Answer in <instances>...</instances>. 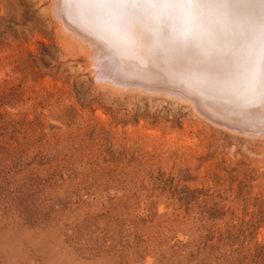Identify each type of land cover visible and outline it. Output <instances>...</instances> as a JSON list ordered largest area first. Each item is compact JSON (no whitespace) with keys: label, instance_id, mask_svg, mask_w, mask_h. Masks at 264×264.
<instances>
[{"label":"rangeland","instance_id":"1","mask_svg":"<svg viewBox=\"0 0 264 264\" xmlns=\"http://www.w3.org/2000/svg\"><path fill=\"white\" fill-rule=\"evenodd\" d=\"M59 1L0 0V264H264V0Z\"/></svg>","mask_w":264,"mask_h":264},{"label":"bare ground","instance_id":"2","mask_svg":"<svg viewBox=\"0 0 264 264\" xmlns=\"http://www.w3.org/2000/svg\"><path fill=\"white\" fill-rule=\"evenodd\" d=\"M59 1V0H58ZM196 1V0H195ZM215 1H218V0H215ZM59 2H61V1H59ZM84 2V1H83ZM176 2H177V0H176ZM191 2V1H190ZM229 2V1H228ZM90 3H91V5L93 6V7H95V9H96V18L95 19H93V21L95 22H93L94 24H96V25H99V24H101L102 23V25L104 26L103 27V29L106 31V32H108L109 33V35L111 34H116L117 33V31L119 30L120 32H123L124 34H126V35H128V36H131V37H134V38H142V39H148V41H149V43H153V45L154 46H156V47H162V44H160L161 43V40L157 37V36H155L154 34H155V29L158 27V26H160V25H157V23H155L154 21L155 20H153L152 19V15H147V17H144V18H141V17H139L138 15H136V13H135V11H133V9H130V8H119V7H115L114 6V3H115V0H111V2H109V0H90ZM155 3V2H154ZM201 3V2H200ZM200 3H198V4H200ZM164 4V3H163ZM162 4V5H163ZM59 5V4H58ZM156 5V4H155ZM165 5V4H164ZM177 5V4H176ZM251 5V4H250ZM60 6V5H59ZM235 6V5H234ZM177 7H179V6H177ZM181 7V6H180ZM62 8V7H61ZM162 8H165L164 6L162 7ZM173 8H174V6H173ZM194 8V7H193ZM193 8H188V9H193ZM197 8V7H196ZM180 9V8H179ZM53 10V9H52ZM165 11V10H164ZM233 11V10H232ZM62 12V11H61ZM151 12V11H150ZM252 12H254V11H252ZM58 13V12H57ZM122 13H126L127 14V16H126V18L124 19V20H118V17L120 16V14H122ZM151 14H156L155 12H153V13H151ZM72 15V14H71ZM154 16V15H153ZM239 16V15H238ZM159 17H161V16H159ZM201 17H203V16H201ZM231 17V16H230ZM65 18H67V17H65ZM73 19V18H72ZM76 20V19H75ZM181 21V20H180ZM61 22V21H60ZM157 22V21H156ZM185 22V21H184ZM161 23V22H160ZM168 23H170V22H168ZM166 25V24H165ZM74 26V25H73ZM82 26V25H81ZM84 26V25H83ZM187 27V24L186 23H183V22H179V23H176V24H169V25H167V30H168V35L166 36L165 35V38H167L169 41H173L174 39H176L177 41H175V42H172V44H175L176 46L177 45H179L178 44V42H179V39L178 38H180L182 41H184V43H187V40H186V38H185V33H186V28ZM197 28V27H196ZM77 29V28H76ZM158 32V31H157ZM214 32V31H213ZM163 33V32H162ZM161 33V34H162ZM198 33V32H197ZM203 34V33H202ZM222 34V33H221ZM238 34V33H237ZM257 34V33H256ZM164 35V34H163ZM220 35V34H219ZM223 35V34H222ZM245 35V34H244ZM247 35V34H246ZM69 36V35H68ZM85 36V35H84ZM199 37V36H198ZM228 37V36H227ZM237 37V36H236ZM73 38V37H72ZM80 38V37H79ZM78 38V39H79ZM240 38V37H239ZM171 39H173V40H171ZM238 39V38H237ZM91 40V39H90ZM204 40V39H203ZM229 40V39H228ZM130 41V40H129ZM92 42H94V41H92ZM131 42V41H130ZM139 42V41H138ZM205 42H207V41H205ZM210 42V41H209ZM82 43V42H81ZM145 43V42H144ZM94 44V43H93ZM131 44V43H130ZM148 44V43H147ZM146 44V45H147ZM135 45V44H134ZM141 45V44H140ZM142 45H144L143 43H142ZM87 46H88V44H87ZM96 46H97V44H96ZM136 46V45H135ZM136 47H138V46H136ZM179 47V46H178ZM239 47V46H238ZM99 48V47H98ZM141 48H145V47H142L141 46ZM96 49H97V47H96ZM142 49V50H143ZM146 49V48H145ZM192 49H194V48H192ZM101 50V49H100ZM247 50H248V52H247V59H248V71H250V72H253V71H255V70H257V69H261L262 68V62L264 61V44H263V42H257V43H255V44H252V46L251 47H248L247 48ZM88 51V50H87ZM95 51V50H94ZM133 51H135V49L133 50ZM141 51V49L139 50V52ZM145 51H148L147 49L145 50ZM150 51V50H149ZM178 51V50H177ZM193 51V50H192ZM197 51V50H196ZM194 52L193 54H192V52L190 53L191 54V57L188 59L189 60V62L190 63H192V65L194 64L195 65V62L198 60V59H200L201 58V55H202V53L201 52ZM200 51H202V50H200ZM234 51H235V49H234ZM93 52V51H92ZM96 52V51H95ZM101 52V51H100ZM156 52H158V50L156 51ZM179 52V51H178ZM99 53V52H98ZM132 53V52H131ZM135 53V52H134ZM133 53V54H134ZM137 53H138V49H137ZM143 53V52H142ZM146 53V52H145ZM144 53V54H145ZM162 53V52H161ZM161 53H160V55H161ZM88 54V53H87ZM151 54V53H150ZM187 54V53H186ZM189 54V53H188ZM238 54V53H237ZM99 55V54H98ZM125 55V54H124ZM139 55H140V53H139ZM153 55V54H152ZM148 56V55H147ZM147 56H145V57H147ZM190 55H188L187 57H189ZM91 57H93V58H91ZM101 57V56H100ZM103 57V56H102ZM101 57V58H102ZM110 57H112V56H109V58ZM132 57V56H131ZM137 57V56H136ZM141 57H143V56H141ZM154 57V56H153ZM162 57V56H161ZM95 57L94 56H90V60L91 59H94ZM98 58V57H97ZM128 58V57H127ZM134 58V57H133ZM148 58V57H147ZM151 58V57H150ZM164 58V57H163ZM119 59H122V58H119ZM131 59V58H130ZM129 59V60H130ZM137 59V58H136ZM139 59V58H138ZM137 59V60H138ZM154 59V58H153ZM165 59V58H164ZM203 59V58H202ZM95 60V59H94ZM94 60H92L93 62H94ZM97 60V59H96ZM95 60V61H96ZM99 61V60H98ZM97 61V62H98ZM111 61V60H110ZM120 61V60H119ZM123 62L122 63H124V60H122ZM131 61V60H130ZM150 61V60H149ZM208 61V60H207ZM91 62V61H90ZM93 62H91V63H93ZM126 62V61H125ZM151 62V61H150ZM149 62V63H150ZM154 62V61H153ZM159 62H161V61H159ZM210 62V61H209ZM120 63V62H119ZM203 63V62H202ZM94 64V63H93ZM96 64V63H95ZM100 63H98V65H99ZM105 64V63H104ZM113 64V63H112ZM134 64V63H133ZM154 63H152V65H153ZM156 64V63H155ZM160 64V63H159ZM171 64V63H170ZM198 64H199V62H198ZM216 64V63H215ZM106 65V64H105ZM137 65V64H136ZM99 66H101V64L99 65ZM111 66V65H110ZM124 66V65H123ZM126 66H128V65H126ZM132 66H134V65H132ZM203 66V65H202ZM205 66V65H204ZM212 66V65H211ZM218 66V65H217ZM216 66V67H217ZM92 67H93V65H92ZM120 67H122V66H120ZM119 67V68H120ZM136 67V66H135ZM166 67V66H165ZM175 67H178V65H176ZM199 67H200V65H199ZM113 68V67H112ZM128 68V67H127ZM126 68V69H127ZM147 69H149L148 67H146ZM209 68V67H208ZM212 68V67H211ZM109 69H111L110 67H109ZM116 69V68H115ZM124 69V68H123ZM123 69H121V70H123ZM140 69H141V67H140ZM152 69V68H151ZM176 69V68H175ZM206 69V68H205ZM217 69H218V67H217ZM237 69V68H236ZM209 70V69H208ZM238 70V69H237ZM114 71V70H113ZM125 71V70H124ZM123 71V72H124ZM131 71V70H130ZM168 71V70H167ZM170 71H171V69H170ZM194 71H195V69H194ZM193 71V72H194ZM200 71V70H199ZM202 71V70H201ZM201 71H200V73H201ZM241 71V70H240ZM101 72H102V70H101ZM122 72V73H123ZM134 72V71H133ZM150 72V71H149ZM205 72V71H204ZM142 73V72H141ZM153 73V72H152ZM184 73V72H183ZM207 73V72H206ZM209 73V72H208ZM207 73V74H208ZM213 73V72H212ZM215 73V72H214ZM97 74V73H96ZM102 74V73H101ZM108 74V73H107ZM118 74V73H117ZM130 74V73H129ZM128 74V75H129ZM155 74V73H154ZM167 74V73H166ZM178 74H180V71H179V73ZM195 75H196V73H194ZM199 74V73H198ZM202 74V73H201ZM236 74V73H235ZM170 75V74H169ZM194 75V76H195ZM200 75V74H199ZM212 74H210V76H211ZM229 75V74H228ZM123 76V75H122ZM121 76V77H122ZM141 76V75H140ZM147 76V75H146ZM180 76V75H179ZM188 76V75H187ZM186 76V77H187ZM203 76H205V75H203ZM214 76V75H213ZM251 76V75H250ZM155 77V76H154ZM185 77V76H184ZM189 77V76H188ZM187 77V78H188ZM196 77H198L197 75H196ZM206 77V76H205ZM209 76H207V78H208ZM220 77V76H219ZM251 77H253V76H251ZM251 77H249V78H251ZM140 78V77H139ZM203 78V77H202ZM246 78H248L247 76H246ZM137 79V78H136ZM142 79H144V78H142ZM186 79V78H185ZM192 79H193V81H194V79H196V78H194V77H192ZM211 79V78H210ZM209 79V80H210ZM254 79V78H253ZM176 80V79H175ZM180 80H181V78H180ZM212 80V79H211ZM215 80V79H214ZM250 80V79H249ZM152 81V80H151ZM184 81V80H183ZM189 81V80H188ZM190 81H191V79H190ZM200 81H201V79H200ZM221 81V80H220ZM231 81V80H230ZM142 82V81H141ZM185 82V81H184ZM187 82V81H186ZM192 82V81H191ZM196 82V81H195ZM194 82V83H195ZM197 82H198V78H197ZM196 82V84H199V83H197ZM209 82V81H208ZM245 82V81H244ZM162 83V82H161ZM189 83V82H188ZM193 83V82H192ZM193 83V84H194ZM206 83H207V81H206ZM226 83H227V80H226ZM231 83H233V82H231ZM246 83V82H245ZM251 83V82H250ZM255 83H257V82H255ZM154 84V83H153ZM190 84V87L191 86H194V85H191V83H189ZM189 84H188V87H189ZM202 84V83H201ZM208 84V83H207ZM210 84H213V83H210ZM221 84V83H220ZM229 84V83H228ZM252 84H253V82H252ZM263 84H264V82H263ZM158 85V84H157ZM214 85V84H213ZM241 85V84H240ZM172 86V85H171ZM187 86V85H186ZM196 86V85H195ZM194 86V87H195ZM199 86V85H198ZM235 86V85H234ZM242 86V85H241ZM240 86V87H241ZM250 86V85H249ZM203 87V86H202ZM218 87V86H217ZM227 87H229V86H227ZM257 87V86H256ZM255 87V88H256ZM193 88V87H192ZM198 88V87H197ZM201 88V87H200ZM246 88V87H245ZM261 88V87H260ZM204 89V88H203ZM226 89V88H225ZM242 89H244L243 87H241V90ZM263 89H264V86H263ZM211 90V89H210ZM226 90H228V89H226ZM225 90V91H226ZM245 90V89H244ZM254 90H256V89H254ZM189 92V91H188ZM192 92V91H191ZM197 92V91H196ZM207 92V91H206ZM219 92V91H218ZM240 92H242V91H240ZM257 92V91H256ZM255 92V93H256ZM210 93V92H209ZM225 93H227V92H225ZM254 93V92H253ZM261 93V92H260ZM201 94V93H200ZM217 94V93H216ZM259 94V93H258ZM263 94V93H262ZM203 95V94H202ZM236 95V94H235ZM238 95V94H237ZM254 95H256V94H254ZM218 96V95H217ZM224 96H226V95H224ZM234 96V95H233ZM249 96V95H248ZM260 96V95H259ZM201 97V96H200ZM238 97V96H237ZM201 98H205V97H201ZM239 98V97H238ZM241 98V97H240ZM261 98V97H260ZM264 98V97H263ZM197 100H198V98H197ZM250 100V99H249ZM261 100H263V99H261ZM242 99H241V103H242ZM259 101V100H258ZM199 102V101H198ZM188 103H190V102H188ZM250 103V102H249ZM260 103H261V101H260ZM263 104V102L261 103V105ZM192 105V104H191ZM194 105V104H193ZM192 105V106H193ZM260 106V105H259ZM194 107V106H193ZM264 110V109H263ZM261 115V114H260ZM242 116V115H241ZM244 116V115H243ZM263 118V117H262ZM244 125V124H243Z\"/></svg>","mask_w":264,"mask_h":264},{"label":"snow or ice","instance_id":"3","mask_svg":"<svg viewBox=\"0 0 264 264\" xmlns=\"http://www.w3.org/2000/svg\"><path fill=\"white\" fill-rule=\"evenodd\" d=\"M111 2V0H109ZM155 0H115L114 6L119 8H132L135 9L140 4L152 3ZM127 14L122 13L118 17V20H124Z\"/></svg>","mask_w":264,"mask_h":264}]
</instances>
